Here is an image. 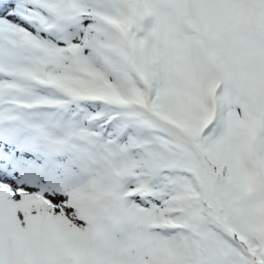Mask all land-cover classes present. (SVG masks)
<instances>
[{"label":"snow or ice","instance_id":"snow-or-ice-1","mask_svg":"<svg viewBox=\"0 0 264 264\" xmlns=\"http://www.w3.org/2000/svg\"><path fill=\"white\" fill-rule=\"evenodd\" d=\"M0 264H264V0H0Z\"/></svg>","mask_w":264,"mask_h":264}]
</instances>
